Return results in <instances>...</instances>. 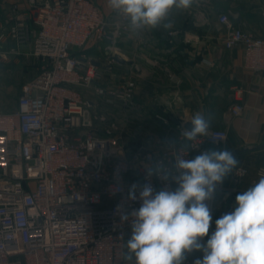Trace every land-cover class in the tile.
<instances>
[{"label":"built area","instance_id":"built-area-1","mask_svg":"<svg viewBox=\"0 0 264 264\" xmlns=\"http://www.w3.org/2000/svg\"><path fill=\"white\" fill-rule=\"evenodd\" d=\"M6 20L11 26L7 32L0 28V42L12 40L15 49L0 58L17 56L20 46L30 43L29 54L40 66L20 88L14 108L0 99V264H124L130 224L122 223L121 215L139 207L128 192L146 182V165L170 166L175 155L193 159L211 148L224 149L227 131L210 128L207 136L189 142L183 125L171 127L169 119L157 116L161 140L124 142L119 122L96 109L101 103L130 109L134 81L107 94L93 60L73 53L109 42L113 62L115 44L131 32L126 17H106L97 0H13ZM217 21L224 28V48H242L244 67L264 73V36L244 32L224 13ZM243 110L238 98L227 113L237 118ZM171 140L175 145L169 148ZM246 175V168L236 166L217 195L225 201L245 191L238 187ZM261 176L264 167L256 171ZM150 182L157 191L175 187L156 175ZM216 202L217 196L210 204L209 236ZM192 254L185 264H193Z\"/></svg>","mask_w":264,"mask_h":264},{"label":"crops","instance_id":"crops-1","mask_svg":"<svg viewBox=\"0 0 264 264\" xmlns=\"http://www.w3.org/2000/svg\"><path fill=\"white\" fill-rule=\"evenodd\" d=\"M12 2L0 0V28L5 32L11 26L6 16ZM97 5L106 17L113 18L117 13L109 8L108 0H97ZM223 13L244 32L264 36V0H199L186 11L173 9L169 15L173 25L170 29L157 27L140 30L138 34L129 32L115 44L118 55L114 58L122 63L114 59L112 65L117 66L121 83L125 80L135 83L131 110L118 107V122L124 131L129 124V133H133L139 144L148 145L163 138V125L157 116L169 119L171 127L187 128L191 127L190 120L197 111L211 115L210 128L227 131L224 149L234 151L264 143V73L244 67L242 48H224V28L217 21ZM109 45L105 42L86 48L102 49L106 64L112 56L106 50ZM9 49H15L12 40L0 42V53ZM19 51V55L9 56L7 60L0 58V76L10 80V86L18 91L39 74L40 66L29 54L30 43L20 46ZM110 69L103 70L109 75ZM238 98L244 110L239 117L231 118L228 107ZM15 99L6 101L10 109L14 108ZM236 159L237 166L247 169L238 188L247 190L259 180L256 171L264 167V149L238 155ZM235 197L230 195L225 201L219 197L216 204L222 205L223 214L231 211L229 206L235 203ZM194 260L195 256L191 255L193 264Z\"/></svg>","mask_w":264,"mask_h":264},{"label":"clouds","instance_id":"clouds-1","mask_svg":"<svg viewBox=\"0 0 264 264\" xmlns=\"http://www.w3.org/2000/svg\"><path fill=\"white\" fill-rule=\"evenodd\" d=\"M199 0H108L111 10L127 18L134 34L143 29L173 25V9L186 11ZM211 115L197 111L184 128L185 141L207 136ZM175 140L166 143L174 147ZM189 145H185V151ZM238 161L229 149L205 151L193 159L175 155L171 165H146L145 183L131 185L128 199L139 207L121 215L130 224L124 264H185L193 252L202 258L194 264H264V176L247 190L238 193L231 211L215 220L208 236L212 209L218 189ZM165 174L162 176L161 172ZM175 184L157 191L151 177ZM138 193V195H137ZM204 237H208L206 242Z\"/></svg>","mask_w":264,"mask_h":264},{"label":"rangeland","instance_id":"rangeland-1","mask_svg":"<svg viewBox=\"0 0 264 264\" xmlns=\"http://www.w3.org/2000/svg\"><path fill=\"white\" fill-rule=\"evenodd\" d=\"M102 49H96V48H84L82 50H79V51H73V53L77 56H85L86 58L87 57H90L93 61L95 62H98L100 64V67H96L98 68V72L100 74H102V78L98 81L99 84H101V86L106 90L107 94H110L111 92H116L120 89V86H121V81L122 79L119 77L118 75V71L116 69V65L112 63L113 62H109L110 59H108V61L105 62L103 61L104 59L102 58L103 55H102ZM11 65H14V64H11ZM109 66L111 69H110V74L108 75V73L102 69L103 66ZM115 67V68H113ZM10 80H7L6 78H2L0 76V99L2 101H13L15 99V97H17V95L19 94V91L16 87H12L10 86L9 84ZM105 104L104 103H101L96 111L99 112V113H108L109 116L113 119V120H116L117 122L119 121V117H118V105L116 104H113V106H107L105 107L104 106ZM132 105V103H131ZM126 110H131V109H126ZM119 125L122 129V132H123V135H124V142H126L127 144L129 145H139V143L134 139V136H133V133H129L130 129L127 125V130H123V125L122 123L119 122ZM130 128L132 127V124H130ZM128 131V132H127ZM219 195H217V202H218V199H219ZM221 204V203H219ZM222 205H219L217 206L216 204V209H215V212H214V219H218L221 217V215L223 214L222 213ZM209 236V235H208ZM208 237H204V241L206 242ZM193 256H195V259L197 258H202V253L201 252H193L192 254V258Z\"/></svg>","mask_w":264,"mask_h":264},{"label":"water","instance_id":"water-1","mask_svg":"<svg viewBox=\"0 0 264 264\" xmlns=\"http://www.w3.org/2000/svg\"><path fill=\"white\" fill-rule=\"evenodd\" d=\"M231 17L233 19H236L237 18V15H231ZM116 62H119V63H122L121 60L119 59H115ZM91 64L95 67H100V64L98 62H95V61H92ZM103 69H106V70H109L110 67H102ZM187 128H190V126H186ZM264 149V143L260 144V145H249V146H244L240 149H235L233 152L235 158L238 156V155H241V154H245L247 152H254V151H259V150H263ZM230 176H231V173L225 178L224 180V184H228L229 182V179H230Z\"/></svg>","mask_w":264,"mask_h":264}]
</instances>
